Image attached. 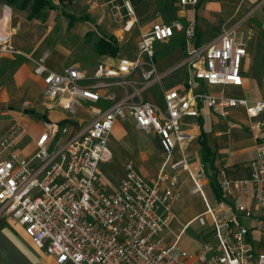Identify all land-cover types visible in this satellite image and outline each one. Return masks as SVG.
Returning a JSON list of instances; mask_svg holds the SVG:
<instances>
[{
    "label": "built area",
    "instance_id": "obj_1",
    "mask_svg": "<svg viewBox=\"0 0 264 264\" xmlns=\"http://www.w3.org/2000/svg\"><path fill=\"white\" fill-rule=\"evenodd\" d=\"M180 2L196 5L199 0ZM176 31L185 34L187 55L174 70L192 69L209 85L244 84L245 42L238 39L233 28H225L217 40L200 46L194 22L153 23L141 37L135 61L123 60L118 65L101 62L92 74L77 64L55 72L44 65V58L35 62V73L44 76V98L54 102L51 107L59 105L75 113V106L84 102H109L106 108L93 105L96 117L68 139L64 138L67 125L49 122L30 157L21 156L14 148L24 128L13 126L0 138V154L8 152L0 159V214L17 220L35 246L55 256L60 264H264V252L256 251L246 239L249 229L233 216L219 218L209 204L207 213L212 216L218 243L203 244L196 260L188 261L189 254L176 249L177 241L168 245L162 235V229L175 217L173 201L179 198V191H162L159 179H145L131 162L118 188L111 190L104 181L100 164L112 157L110 137L117 118L126 112L138 128L158 132L167 156L177 145L184 151L195 138L193 132L183 128V119L199 116L202 104L223 116L243 108L254 118L252 131L264 129V100L174 89L164 93L162 111L150 102L134 101V95L118 99L110 91L111 87L131 84L129 74L143 65L144 57L149 58L151 72L146 70L143 75L154 74L155 43L170 39ZM3 50L0 47V57ZM24 106L30 107V103ZM59 134L60 138L53 141ZM52 143L55 147L50 150ZM257 153L247 178H230L226 166L218 170L223 195L247 197L252 192L255 204L264 206V145ZM180 165L190 172L195 190L206 199L199 170H192L185 157L173 164ZM236 207L239 213L253 216L245 203ZM198 220L206 224L204 216ZM232 224L237 225V231L231 230ZM256 226L263 227L264 220L258 218Z\"/></svg>",
    "mask_w": 264,
    "mask_h": 264
},
{
    "label": "crops",
    "instance_id": "obj_2",
    "mask_svg": "<svg viewBox=\"0 0 264 264\" xmlns=\"http://www.w3.org/2000/svg\"><path fill=\"white\" fill-rule=\"evenodd\" d=\"M53 1L59 4V0ZM262 1L264 0H199L198 4L192 5L182 4L180 0H71L59 4L58 9L46 8L44 15L33 18L29 17L30 8V13L25 15L29 19L25 18L27 22L42 16L46 19L49 12L59 11L64 16L66 30L71 35L77 39L82 38V42H93L95 61L92 64H86L82 56L83 51H75L67 46L45 45L39 50L38 46L41 44L39 43L34 45L33 49L28 48L31 50L29 53L23 51L24 44L27 43H23L22 34L30 37L31 26L25 25L21 17L16 23L14 13L16 10H23L7 3L0 5V39L4 41L1 44L4 50L0 57V138L4 137L13 126L19 125L24 128L25 133L18 139L14 148L21 156L30 157L36 150V140L45 131L49 122L68 126L65 139L76 134L96 117L92 111L93 105L106 108L109 102L105 100L96 104L84 102L83 105L75 106V113L59 105L51 107L54 102H47L44 98V76L35 73V62L44 58V65L55 72H63L69 65L77 64L87 74H92L101 62L118 65L123 60L135 61L138 58L139 42L143 33L155 22L181 21L185 24L194 22L198 44L204 47L217 40L225 28H233L238 39L245 42L248 52L242 66L244 84L242 86L209 85L197 78L194 70L183 67L182 70L174 71L164 77L161 83L156 82L144 89L140 92L142 99L137 100L150 102L162 111H165L164 93L174 89L180 92L189 89L194 92L206 90L253 101L264 100V3L258 5ZM127 2L134 10L131 19L127 16L128 8L125 6ZM249 10H253V13L246 17ZM72 15L88 17V19L71 22ZM126 19L134 21L132 27L126 26L129 23L127 21L125 24ZM101 39L116 41L119 46L118 52L112 54L99 51L97 45ZM169 41L171 43L167 52L157 56L155 52L154 55L156 70L159 73L176 67L187 55L184 33L176 31L165 43ZM11 49L16 51L12 52ZM142 61L141 67H147L149 58L144 57ZM141 67L129 74L131 84L126 87H111L110 91L114 92L118 99L131 95L139 89L138 83L142 81ZM189 79L192 80V84L188 83ZM244 86L246 88L243 90ZM130 89L134 90L133 93H129ZM136 97L134 95V101L139 102L135 100ZM25 101L31 102L30 109L23 108L22 104ZM200 107L199 116L183 119V128L193 132L195 138L184 151L180 145H177L170 156H167L162 148L158 132L153 128L150 130L138 128L132 116L126 112L124 117L117 118L110 137L109 144L113 155L108 161L100 164L104 181L111 190L118 188L125 177L126 166L131 162L145 179H159L162 191L180 192L179 198L173 201L175 217L162 229V235L168 245H173L177 241L176 249L187 252L188 261L191 262L196 260V254L203 244L210 243L216 246L218 243L212 216L207 213L208 204L219 218L225 219L230 216L235 217L236 213L241 214L237 211L236 205L245 203L253 211L254 225L258 218L264 220V206L254 204L252 192L247 197L224 195L225 198L221 200L215 191V186H219L217 175L221 167L226 166L229 177L233 179L250 176V162L258 157V147L264 145V129L253 132L251 127L254 118L250 117L243 108L233 109L229 116H223L211 107L203 104ZM47 109L58 110L65 115L52 120L44 116V111ZM241 117L246 119L243 120ZM192 118L197 120L193 121ZM202 130H204L205 143L211 149L212 165L210 162L206 165L202 163V144L199 138ZM146 133H153L152 142L148 140ZM59 138L60 134L53 141ZM54 147L52 143L49 149L53 150ZM7 155V151L2 152L0 159ZM183 157L192 170L198 171L193 168L196 164L191 162V157H197L201 167L206 166V171L215 180L204 178L201 181L206 199L195 190L196 185L190 172L181 165L173 166ZM138 158L141 160L139 163ZM142 164L147 174L141 170ZM180 169L185 170L189 176L181 178L179 173H176V170ZM186 180L193 182L188 190L189 195H185L184 191ZM207 185L210 187L209 194ZM195 195L197 196L194 197ZM210 196H213V201ZM221 214L224 216L220 217ZM199 216L205 217V225L200 223ZM195 224L202 227L194 228ZM231 230L237 231V225L234 227L232 224ZM246 239L250 241V231ZM0 264L60 263L55 256L37 248L17 220L0 214Z\"/></svg>",
    "mask_w": 264,
    "mask_h": 264
},
{
    "label": "rangeland",
    "instance_id": "obj_3",
    "mask_svg": "<svg viewBox=\"0 0 264 264\" xmlns=\"http://www.w3.org/2000/svg\"><path fill=\"white\" fill-rule=\"evenodd\" d=\"M55 1H57V0H55ZM5 3H6L5 0H2L0 2V5H3V4L5 5ZM263 3H264V1L259 2L258 5L263 4ZM125 6H127V8H128L127 9L128 10V12H127L128 15L127 16H129V19L133 18L132 17L134 15L133 8L129 5L128 2L126 3ZM252 11L253 10H249L246 13V17L251 15L253 13ZM16 13L18 15H16ZM29 13H30V7H28L26 10H23V11L16 10V12L14 13L15 16L13 15L16 18V23L22 18V21H24L25 25H29L30 24V26H31L30 37H26V35L24 33L22 34L23 43H27V45L24 44L23 51H26V52L29 53L31 50L28 49V48H32L33 49L35 47L34 45H37L39 43H41L40 46H38L39 50L41 49L42 46H45V45L46 46H50V45L67 46V47H70L71 49L73 48L75 51L76 50H79L80 52L83 51L82 52V56H83V59L86 61V64L87 63H89V64L94 63V61H95V56L94 55L95 54H94V49H93V42H90V41L82 42V38L77 39V38H75V36L71 35V33L68 30H66L64 16L59 11H51V12H49V14L46 17V19L42 16V17H39V18H36L34 20H30L29 22H27V20L25 18H27L26 14H29ZM124 18H126V17H124ZM129 19H126L125 24L127 23V21H129ZM9 21H11L10 18H9ZM46 34H47V36H46ZM166 41H159V42L155 43L156 56L160 55V54L163 55L165 52L168 51V48L170 47L169 44L171 42L169 41L166 44L165 43ZM3 42L4 41L2 39H0V47H3L1 45ZM31 43H32V45H31ZM11 50H13L12 52L16 51L14 49H11ZM153 63H155V59H153ZM150 64H152V63H150ZM149 69H150V67H141L140 68V70L142 72V81H141V83H138L139 89H137L134 93H133V91H134L133 89L129 90V93H133L131 95H136L137 96L135 98V100L142 99V96L140 95V92H142L144 89H147V87H151L156 82L157 83H161L164 77L169 76L174 71L182 70L183 67L181 69H176V70H174L172 68L173 70H170V72L167 73L165 76H163L164 72L163 73H159L158 71H156L152 75L144 76L143 72L146 71V70H149ZM156 75H157V78H156ZM160 78H162V79H160ZM245 88H246V86H244L242 89L244 90ZM240 93H243V92H240ZM139 100H137V101H139ZM26 102H28V103H31V102L25 101L22 104L23 108L27 110V109H30V108L24 106V104ZM64 115L65 114L63 112H60V111L54 110V109H47L46 111H44V116L49 118V119L51 118L52 120H57L58 118H60V117H62ZM241 118L243 120L246 119V118H243V117H241ZM192 119H193V121L197 120L195 118H192ZM146 135H147L148 140L150 142H152L153 141V137H154L153 133H146ZM140 161H141L140 158H138L137 162L139 163ZM191 162L196 164V165L193 166V168L199 170V174H200L199 177H200L201 181H203L204 178H208V179H211V181H215L213 179V177L210 176L208 174V172L206 171V169H207L206 166L204 167L202 165V167H201L200 163L198 162V158L197 157H191ZM140 167H141V170L143 171V173L147 174V172H146V170L144 168V164H142ZM185 172L186 171L183 170V169L176 170V173H179V176H181V178H185V176H189L188 173H185ZM192 184H193L192 180H186V183L184 184L185 195H189L190 194L188 192V190L192 186ZM206 189H207L208 194H209L210 193L209 185L206 186ZM181 193H182V191H181ZM196 196L197 195H195L194 197H196ZM210 197H211L210 199L213 201V196H210ZM254 204H255V202H254ZM223 216H224L223 214L220 215V217H223ZM235 217H236V220H237L238 223L243 224L244 226H246L249 229V231H250V242L252 243L254 249L256 251H258V252H260V251L264 252V226L263 227H258L256 225H254L253 224V219H254L253 216L252 217H247V216H244L242 214L236 213ZM201 227L198 224L194 225V228H197V229L201 228ZM234 227H236V224H234ZM213 234H214V232H213Z\"/></svg>",
    "mask_w": 264,
    "mask_h": 264
},
{
    "label": "trees",
    "instance_id": "obj_4",
    "mask_svg": "<svg viewBox=\"0 0 264 264\" xmlns=\"http://www.w3.org/2000/svg\"><path fill=\"white\" fill-rule=\"evenodd\" d=\"M1 1L2 0H0V2ZM69 1L71 0H59V4H65ZM5 2L8 5L10 6L13 5L17 9H20V10H26L28 7H30L31 13L29 17L31 18L37 15H44L43 12L46 8H51V9L59 8V4L55 3L53 0H5ZM79 19L86 20L88 19V17H76L73 15L71 16V22H74ZM97 48L99 51H104V52L106 51L112 54L117 53L119 50L118 44L113 39L108 40V41H103V39H101L98 42ZM199 138L202 144V149H201L202 150V154H201L202 163L206 165L207 162H210L212 165L213 161L211 159V149L205 143L204 130H202V133L200 134ZM215 191L219 199L223 200L225 198L222 192L220 191L219 186L217 185L215 186Z\"/></svg>",
    "mask_w": 264,
    "mask_h": 264
},
{
    "label": "bare ground",
    "instance_id": "obj_5",
    "mask_svg": "<svg viewBox=\"0 0 264 264\" xmlns=\"http://www.w3.org/2000/svg\"><path fill=\"white\" fill-rule=\"evenodd\" d=\"M133 23H134L133 20H129L128 28H129V27H132ZM147 72L149 73V72H151V71H150V70H149V71L147 70Z\"/></svg>",
    "mask_w": 264,
    "mask_h": 264
}]
</instances>
